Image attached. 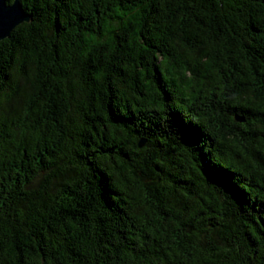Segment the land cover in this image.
<instances>
[{"label":"trees","instance_id":"trees-1","mask_svg":"<svg viewBox=\"0 0 264 264\" xmlns=\"http://www.w3.org/2000/svg\"><path fill=\"white\" fill-rule=\"evenodd\" d=\"M19 1L0 264H264V0Z\"/></svg>","mask_w":264,"mask_h":264},{"label":"water","instance_id":"water-1","mask_svg":"<svg viewBox=\"0 0 264 264\" xmlns=\"http://www.w3.org/2000/svg\"><path fill=\"white\" fill-rule=\"evenodd\" d=\"M19 0L7 3L0 0V41L9 36L12 29L22 22L29 21Z\"/></svg>","mask_w":264,"mask_h":264}]
</instances>
